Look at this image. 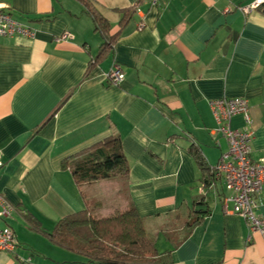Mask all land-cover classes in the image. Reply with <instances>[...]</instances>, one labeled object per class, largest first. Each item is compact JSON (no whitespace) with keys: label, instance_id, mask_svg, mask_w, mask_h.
<instances>
[{"label":"crops","instance_id":"obj_1","mask_svg":"<svg viewBox=\"0 0 264 264\" xmlns=\"http://www.w3.org/2000/svg\"><path fill=\"white\" fill-rule=\"evenodd\" d=\"M251 2L92 0L118 35L88 69L103 38L80 1L3 0L35 34L0 36V194L12 207L0 227L16 237L0 264H84L44 232L85 208L105 216L130 204L155 242L154 264H264V237L250 231L231 201L224 208L231 191L220 180L219 187L200 186L188 150L197 145L214 168L227 141L210 102L244 97L254 131L250 157L264 160V10L240 9ZM135 3L120 29V9ZM63 32L69 36L57 39ZM113 66L123 72L115 85L107 81ZM231 125L250 128L240 114ZM109 134L120 138L127 174L76 183L62 161L80 159ZM203 193L209 211L188 226L192 202ZM257 199L264 219V185Z\"/></svg>","mask_w":264,"mask_h":264},{"label":"trees","instance_id":"obj_2","mask_svg":"<svg viewBox=\"0 0 264 264\" xmlns=\"http://www.w3.org/2000/svg\"><path fill=\"white\" fill-rule=\"evenodd\" d=\"M78 1L85 6L84 10L90 15L94 30L103 38L95 57L88 62L89 69L112 51L118 33H110V25L91 5L92 0ZM136 4L120 9V29L129 20ZM257 8L263 11L264 4ZM65 98L50 112L46 120L61 106ZM43 124L44 121L36 130ZM188 150L201 171L200 186L203 189L215 186L218 183L215 170L209 169L198 146L192 143ZM82 153L84 156L76 161H62L63 167L70 169L78 184L128 172L125 154L117 134H109L83 149ZM207 204L205 193L195 198L185 224L190 226L207 214ZM29 221L34 224L32 219ZM44 233L58 244L79 252L85 258L84 264H154L157 254L155 242L146 234L142 219L133 204L105 216H95L85 208L59 219L52 232Z\"/></svg>","mask_w":264,"mask_h":264},{"label":"built area","instance_id":"obj_3","mask_svg":"<svg viewBox=\"0 0 264 264\" xmlns=\"http://www.w3.org/2000/svg\"><path fill=\"white\" fill-rule=\"evenodd\" d=\"M261 4H264V0H253L240 9L248 12ZM138 27L141 28L142 24L140 23ZM18 34L31 38L34 37L35 29L16 20L3 0H0V36ZM68 36V32H63L57 39H65ZM122 77V70L118 66H113L107 74V81L115 85ZM210 107L217 122V131L227 141V149L221 153L214 166L216 178L231 191V196L223 199L224 208L226 203L231 201L232 211L245 220L250 231L264 237V219L255 212L257 198L264 185V160H254L250 157V143L254 131L248 100L244 97H223L212 100ZM237 114L242 115L250 128L239 129L231 125L232 116ZM1 164L0 161V166ZM11 208L9 202L0 194V218L9 215ZM15 246L14 232L8 227H0V252L12 251Z\"/></svg>","mask_w":264,"mask_h":264},{"label":"rangeland","instance_id":"obj_4","mask_svg":"<svg viewBox=\"0 0 264 264\" xmlns=\"http://www.w3.org/2000/svg\"><path fill=\"white\" fill-rule=\"evenodd\" d=\"M114 177H116V178H113V183H117L118 185H121V180L120 179H122V178H117V177H119V176H114ZM123 181V180H122ZM220 185H219V183H218V187H219Z\"/></svg>","mask_w":264,"mask_h":264}]
</instances>
